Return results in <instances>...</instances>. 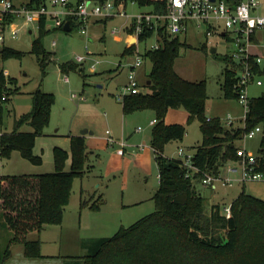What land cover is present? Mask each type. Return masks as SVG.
Returning a JSON list of instances; mask_svg holds the SVG:
<instances>
[{
    "label": "rangeland",
    "instance_id": "rangeland-1",
    "mask_svg": "<svg viewBox=\"0 0 264 264\" xmlns=\"http://www.w3.org/2000/svg\"><path fill=\"white\" fill-rule=\"evenodd\" d=\"M21 1L25 0H16ZM261 1L262 4L255 10L258 14H264V0ZM146 10H149L147 6L138 3L126 7L127 13ZM124 23L128 21L115 17L87 24L84 34L77 28L67 33L62 30L49 31L42 38L43 48L50 53L45 74H42L35 55L29 53L31 41L38 35L35 28L31 33L22 30L16 38L6 41L9 47L24 53L20 58L2 59L0 56V71L10 79L7 86L13 89L8 100L0 101V133L10 132L15 120L30 110L32 91L39 88L54 95L48 123L43 134L35 138L33 147V152L42 158L41 164L30 163L14 150L8 157L0 156V175L51 172L52 147L58 146L69 154L66 134L79 133L83 128L101 134L100 140H84L87 151L93 150V153H88V168L81 178L73 179L70 199L64 207L60 223L48 225L40 231L38 238L43 253L54 256L84 255L89 242L110 237L120 227H126L154 210L152 196L158 186V178L154 152L149 144L153 128L149 120L157 118L156 111L143 108L123 113L121 101L115 99V95L124 92L128 66L134 62L136 55L152 43V39L139 44L138 53L133 49L122 55L127 46L122 29ZM114 28H118L116 32H112ZM180 39L190 47L179 50L173 68L186 80L205 81L206 118H218L224 127H228L230 125L225 122L230 117L231 125L242 126L240 117L244 112L243 106L236 99L222 95L223 70L228 67L222 57L229 54L232 48L230 42L217 35L205 40L201 30L192 26L180 35ZM51 41L55 45H51ZM202 42L206 44L205 52L198 49ZM211 48L215 49L214 52ZM88 53H93V56H86ZM76 55H85V61L76 63ZM95 59L99 62L95 70L90 71L89 65ZM63 64L67 71L60 70ZM150 67V61L143 59L134 72L142 93L147 91L146 81L150 82ZM64 75L67 82L62 80ZM260 80L261 85L256 86L253 82L246 87L248 98L264 92V76ZM160 120L165 124H180L185 129L181 139L171 140L163 146V155L178 158L176 151L179 147L184 153L192 155L201 139L199 122L189 118L182 107L168 108ZM19 130L29 131L30 127L22 125ZM103 136L111 138L108 145ZM261 137L259 134L252 138L240 137L233 144L255 155L260 148ZM121 139L127 142L124 140V153L118 154L115 149L118 148L117 141ZM69 162L68 157L65 169ZM228 165L221 167L220 175L228 179L237 178L240 171L237 162L230 161ZM232 166L236 169L228 171ZM195 188L205 197L207 204H229L241 190L264 200V179L234 181L231 186H223L217 181L214 189L195 183ZM94 202L98 207L89 208ZM10 235L0 216V264H40L34 258H25L19 244L10 246L12 259L3 262L6 239ZM36 237V232L28 235L30 239ZM44 259L41 264H61L62 261L54 257Z\"/></svg>",
    "mask_w": 264,
    "mask_h": 264
},
{
    "label": "trees",
    "instance_id": "trees-1",
    "mask_svg": "<svg viewBox=\"0 0 264 264\" xmlns=\"http://www.w3.org/2000/svg\"><path fill=\"white\" fill-rule=\"evenodd\" d=\"M26 1L30 8L44 2ZM134 1L151 11L161 12L164 9L165 0ZM37 31L29 53L35 55L42 74H45L50 53L43 48L42 38L51 29L45 28L41 20ZM158 34L159 47L142 55L151 63L150 82L145 84L147 91L125 95L121 101L123 113L143 108L156 111L157 118H153L155 122L149 140L158 178V186L152 196L154 210L128 226L120 227L110 237L89 242L84 255H41L40 231L48 225L60 223L64 207L70 199L73 179L81 178L88 168V152L83 136L67 135L69 154L60 147H53L51 172L0 175V216L11 234L6 239L3 262L10 257V246L19 244L25 258L54 257L60 258L63 264H264V200L241 190L228 204L230 215L226 217L221 204H207L205 197L195 188V183H201L206 174L222 177V166L230 161L238 162L237 147L233 144L235 139L257 124L264 127V92L248 98L243 126L224 127L218 118L207 120L204 113L207 98L205 81L186 80L173 68L179 50L190 45L178 35L171 37L162 30ZM149 35L150 32L140 38ZM133 49V45L126 46L122 55ZM198 49L205 52L206 44L202 42ZM23 54L8 45L0 48L2 59L20 58ZM222 60L228 64L223 70L222 95L236 99L234 63L227 54ZM74 65L77 66L76 63ZM60 70L64 72L68 68L63 64ZM253 70L258 76H264V62H253ZM8 82L10 79L0 71V101L8 100L13 92L7 86ZM2 96L5 99L1 100ZM30 97V110L15 120L10 132L0 134V156L8 157L11 151L16 150L22 158L39 165L42 158L33 152L34 142L37 136L43 134L48 123L54 95L37 88L30 93ZM176 107L184 108L189 118L199 122L201 139L190 160L191 166L196 169L194 172L177 158L162 154L167 142L181 139L185 133L182 125L165 124L160 120L168 108ZM22 125L29 126L30 130L20 131ZM68 157L70 162L65 169ZM254 169L264 173V136L255 154ZM97 207L95 202L89 205V208ZM31 232H36L37 237L28 238Z\"/></svg>",
    "mask_w": 264,
    "mask_h": 264
},
{
    "label": "built area",
    "instance_id": "built-area-1",
    "mask_svg": "<svg viewBox=\"0 0 264 264\" xmlns=\"http://www.w3.org/2000/svg\"><path fill=\"white\" fill-rule=\"evenodd\" d=\"M128 4L137 3L134 0H44L39 6L30 8L26 0L21 2L0 0V48L7 45V40L16 38L22 30L31 33L33 28L38 29L41 20L45 28L62 31L64 22L69 21L70 30L77 28L81 34H84L86 25L93 21L124 18L126 22L128 21L122 28L126 35L127 46L133 45L135 52L138 53L139 44H144L151 39L152 43L145 47L141 54L136 55L134 62L128 66L126 82L123 85L124 92L115 95L116 100L122 101L125 95L142 92L134 72L142 64L143 53L159 47V30L168 36L175 37L186 33L192 26L196 30H201L205 40L212 35H217L232 45L227 55L235 66L236 100L244 109L240 117L243 126L248 109L246 87L253 82L256 86L261 85L260 76L253 70V62L256 64L264 62V35H260V32H264V14L255 12L262 1L165 0L164 9L161 12L146 10L138 13H127ZM117 29L114 28L112 32H116ZM148 32H150L149 36L140 38ZM51 45H55V42L51 41ZM86 56L91 57L93 53H88ZM86 56L76 55L75 62H84ZM98 62L95 59L89 65L90 71L95 70ZM62 80L68 81L65 75ZM3 99L5 96L1 97V100ZM154 122L155 120L152 119L149 124L152 125ZM231 123L232 119L227 117L225 124L231 125ZM257 134L264 136V127L260 124L243 132L242 138H252ZM108 142H111V138H108ZM120 145L122 147V141ZM117 151L122 153L121 148ZM176 152L183 166L190 168L192 172L196 171L190 164L191 154L184 153L181 147ZM236 155L239 157L237 164L240 170L237 178L228 179V177H213L206 174L201 179V184L214 188L217 181L223 186H231L234 181L264 179V173L254 169L255 155L249 154L243 147L236 148ZM233 170L235 169H228V171ZM223 212L226 217L230 215L229 205L223 208Z\"/></svg>",
    "mask_w": 264,
    "mask_h": 264
},
{
    "label": "crops",
    "instance_id": "crops-1",
    "mask_svg": "<svg viewBox=\"0 0 264 264\" xmlns=\"http://www.w3.org/2000/svg\"><path fill=\"white\" fill-rule=\"evenodd\" d=\"M105 21V20H104ZM95 21H93V22H91V23H94ZM65 32V31H64ZM67 33V32H66ZM260 35H264V32H260ZM152 120V119H151ZM151 120H149V122L151 121ZM153 125V124H152ZM67 135H79V133H68V134H66V136ZM81 136H83V138H84V140H86V139H88V138H90V139H94V140H100L101 139V134H97V133H95L94 131H91V133H86V134H84V135H81ZM103 138H104V140L106 139V141H105V143H106V145H108V137L107 138H105L104 136H103ZM126 142H127V140L126 139H124ZM124 140H119V141H117V143H118V148L117 149H119V148H121L122 149V153H119L118 151H117V149H115V151H116V153H118V154H123L124 153V149H125V141ZM123 142V145H122V147H120L119 145H120V142ZM58 147V146H57ZM53 148V147H52ZM151 148V147H150ZM88 153H93V150L92 151H87ZM162 154H163V150H162ZM168 158H170V157H168ZM101 162V159L99 160V163ZM228 163H230V162H227L226 164L228 165ZM225 164V165H226ZM229 166V165H228ZM230 168H233V169H236V167L235 166H232V167H230ZM53 170V169H52ZM228 204H226V205H223L222 204V206L221 207H225V206H227ZM22 248V247H21ZM22 252V251H21ZM40 253H41V255H43V256H54V255H49V254H46V253H43V252H41V247H40ZM59 256V255H58ZM11 260L12 259V249H10V257L8 258V260ZM57 259H59V258H57ZM8 260H6L5 262H7ZM34 261H38L40 264L41 263H43V261H45V259L44 258H35V260ZM59 261V260H58ZM61 264H63L62 263V261H61Z\"/></svg>",
    "mask_w": 264,
    "mask_h": 264
},
{
    "label": "water",
    "instance_id": "water-1",
    "mask_svg": "<svg viewBox=\"0 0 264 264\" xmlns=\"http://www.w3.org/2000/svg\"><path fill=\"white\" fill-rule=\"evenodd\" d=\"M63 31L68 32L70 30L69 21H65L62 27ZM214 48H211V51L214 52ZM146 84H149V81H146ZM86 133H91L90 130L83 128L79 131V135H84ZM179 160V158H177Z\"/></svg>",
    "mask_w": 264,
    "mask_h": 264
}]
</instances>
